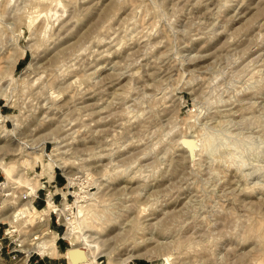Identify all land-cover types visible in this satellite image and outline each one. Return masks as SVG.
Here are the masks:
<instances>
[{
  "label": "rangeland",
  "instance_id": "obj_1",
  "mask_svg": "<svg viewBox=\"0 0 264 264\" xmlns=\"http://www.w3.org/2000/svg\"><path fill=\"white\" fill-rule=\"evenodd\" d=\"M0 130V264H264V0H0Z\"/></svg>",
  "mask_w": 264,
  "mask_h": 264
},
{
  "label": "bare ground",
  "instance_id": "obj_2",
  "mask_svg": "<svg viewBox=\"0 0 264 264\" xmlns=\"http://www.w3.org/2000/svg\"><path fill=\"white\" fill-rule=\"evenodd\" d=\"M57 3H59L57 1ZM60 6V5H59ZM49 12V11H48ZM51 12V10H50ZM56 11H54L53 13L51 14H55ZM50 14V13H49ZM60 18V17H59ZM52 19V18H51ZM56 19V18H55ZM46 22V21H45ZM45 28V27H44ZM3 131L0 130V137H3L4 136V133H2ZM184 137V136H183ZM194 137V136H193ZM186 138V137H185ZM191 139V138H190ZM184 144L186 146H188L189 148L192 147V140H183ZM181 143V142H180ZM183 146V145H182ZM185 147V146H184ZM187 147V148H188ZM188 148V149H189ZM194 150V149H193ZM192 151V150H191ZM35 194V191L34 190H30L28 192H25L23 194V197L27 198L28 200L26 201V203H24L20 208H18V210L13 213V218H18L19 215H26L27 217H34V218H38V221L40 222H44L47 217H49V214H50V211L51 210H55V206L53 205V202L51 201V198H48L47 199V205L43 208V209H37L32 203L30 200L31 196ZM27 219V218H26ZM31 219V218H30ZM33 219V218H32ZM32 221V220H31ZM46 222V221H45ZM72 225V224H71ZM72 230V228H71ZM68 235L70 236V234L68 233ZM39 237V236H38ZM41 237V235H40ZM39 237V238H40ZM76 238V237H75ZM49 239V238H48ZM76 240V239H75ZM84 241V243L82 244V242L80 241V243L82 244L81 247H76V246H73L71 249L68 250L67 252V259H68V263L69 264H81V263H84L86 260V256H85V251H84V248L86 246L89 247H92L90 244L87 243L88 240L86 239H82ZM47 239H44L42 240L41 238L38 240L35 248H38V251L41 249V248H45L46 246L44 245L46 243ZM52 241L51 245H55V242L54 240H50V242ZM43 252V251H42ZM127 259V258H126ZM125 259V261H126ZM129 259V258H128Z\"/></svg>",
  "mask_w": 264,
  "mask_h": 264
},
{
  "label": "crops",
  "instance_id": "obj_3",
  "mask_svg": "<svg viewBox=\"0 0 264 264\" xmlns=\"http://www.w3.org/2000/svg\"><path fill=\"white\" fill-rule=\"evenodd\" d=\"M56 176H54L53 178L55 179Z\"/></svg>",
  "mask_w": 264,
  "mask_h": 264
},
{
  "label": "built area",
  "instance_id": "obj_4",
  "mask_svg": "<svg viewBox=\"0 0 264 264\" xmlns=\"http://www.w3.org/2000/svg\"><path fill=\"white\" fill-rule=\"evenodd\" d=\"M53 200V199H52Z\"/></svg>",
  "mask_w": 264,
  "mask_h": 264
}]
</instances>
